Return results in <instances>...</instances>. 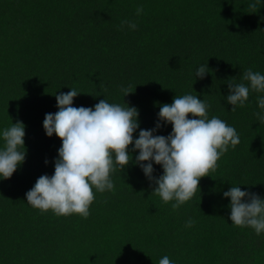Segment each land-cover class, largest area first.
Segmentation results:
<instances>
[{"label": "trees", "instance_id": "1", "mask_svg": "<svg viewBox=\"0 0 264 264\" xmlns=\"http://www.w3.org/2000/svg\"><path fill=\"white\" fill-rule=\"evenodd\" d=\"M0 0V148L2 132L25 125V161L0 179V264H264V233L231 223L232 186L264 199V124L250 92L243 107L227 103L229 82L249 68L264 75V0ZM143 8L138 16L136 9ZM135 22L130 30L121 22ZM210 70L196 78L200 66ZM131 86L124 97L121 88ZM75 89L73 107L100 100L137 108L151 130L160 107L196 95L236 129L210 176L178 210L152 194L132 151L130 163L111 174L114 191L95 192L89 216H56L26 201L41 175L51 176L62 141L46 135L43 120L58 111L55 96ZM191 119V115L189 116ZM154 135L168 136L160 122ZM24 150V149H21ZM47 161V163H45ZM147 163V162H144ZM153 176L163 174L153 162ZM195 221L186 228V222Z\"/></svg>", "mask_w": 264, "mask_h": 264}, {"label": "clouds", "instance_id": "2", "mask_svg": "<svg viewBox=\"0 0 264 264\" xmlns=\"http://www.w3.org/2000/svg\"><path fill=\"white\" fill-rule=\"evenodd\" d=\"M258 3L255 0L249 4L250 12H256ZM142 12V7L136 9V15ZM125 25L130 30L137 27L128 20L121 22V28ZM209 71L207 65L200 66L196 78L204 79ZM227 85L226 101L232 106L231 111H235L236 106L245 105L250 92L264 93V75L249 68L243 72L241 82ZM121 91L124 97L133 93L131 86L122 87ZM79 94L71 89L56 95L58 111L46 114L43 120L46 135L55 134L62 145L54 174L41 175L26 193L27 203L41 212L51 210L56 216L76 214L87 218L95 199L93 189L99 193L114 191L111 174L117 168L123 171L132 160L130 145H134L132 151L139 153L134 162L156 185L152 194L165 204L174 201L171 207L176 211L193 198L201 178L216 170L217 162L229 147L234 149L240 143L236 129L216 116L209 118L210 105L196 95H176L172 103L160 107L159 121L172 126L168 136L154 135L162 126L157 122L154 129H141L134 140L133 134L140 127L137 108L109 103L106 99L94 108L73 107V100ZM257 105L261 111L254 115L264 124V96L257 97ZM24 137L22 122L12 123L3 130L0 179H10L25 161ZM153 162L163 169L158 178L153 176ZM223 196L230 198L229 219L234 226L252 228L257 235L264 233V199L256 193L242 191L239 186L230 187ZM194 223L189 219L185 227L191 228ZM159 264H172V261L163 256Z\"/></svg>", "mask_w": 264, "mask_h": 264}]
</instances>
